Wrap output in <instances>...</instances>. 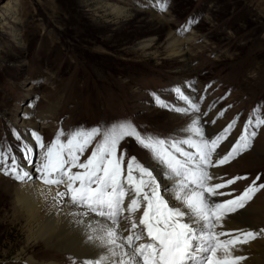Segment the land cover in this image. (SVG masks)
Returning <instances> with one entry per match:
<instances>
[{
    "label": "rangeland",
    "instance_id": "rangeland-1",
    "mask_svg": "<svg viewBox=\"0 0 264 264\" xmlns=\"http://www.w3.org/2000/svg\"><path fill=\"white\" fill-rule=\"evenodd\" d=\"M5 1L14 9H5ZM108 4L126 9V14L110 13ZM167 4V10L161 12L154 0H0V152L14 155L27 168L23 147L31 146L33 164L43 152L37 148L33 132L47 145L61 129H104L121 121L132 122L145 136L186 138L181 129L187 125L180 122L193 114L160 108L152 95L186 107L172 92L175 86H181L200 105V112L194 115L202 116L206 134L217 133L237 120L218 155L227 152L250 116L264 119V0H167ZM170 32L184 39L186 53L181 57L167 55ZM148 39L151 45L140 49V43ZM192 82L193 87H187ZM221 111L223 116L218 115ZM44 114L47 117L42 119ZM13 130L19 132L20 140ZM250 144L241 155L216 168L215 175L222 178L219 182L247 177L221 189L229 194L227 199L241 195L253 181L259 189L244 209L230 217L232 226L241 223L242 214L250 217L254 206L264 201V188H259L264 184V125ZM92 147L94 144L81 162ZM120 147L127 153L125 170L127 159L134 156L154 171L162 186L165 181L176 182L135 140L127 138ZM29 170L33 180H39L35 168ZM19 182L0 172V264H26L27 252L20 254L27 246L25 220L12 196V187ZM50 186L67 192L64 184ZM57 201L70 200L57 195ZM74 206L89 213L86 207ZM140 215L129 218L125 212L115 225L122 224L125 232ZM248 231L255 238L245 239L243 234ZM241 239L246 247L258 241L260 245L264 233L249 226L242 230ZM28 251L40 264L49 256L60 264L78 260L54 249L48 252L42 245H31Z\"/></svg>",
    "mask_w": 264,
    "mask_h": 264
},
{
    "label": "snow or ice",
    "instance_id": "snow-or-ice-1",
    "mask_svg": "<svg viewBox=\"0 0 264 264\" xmlns=\"http://www.w3.org/2000/svg\"><path fill=\"white\" fill-rule=\"evenodd\" d=\"M154 2L161 12L167 10V0ZM194 83L187 84V87L192 88ZM172 92L186 107L171 105L153 93L155 105L181 114L194 115L200 112V105L195 102V98L185 95L181 86H175ZM218 115L223 116L224 112ZM203 116H207V113H203ZM211 123L215 124L216 120ZM236 123L237 120L233 119L217 133L206 134L202 116L194 115L187 127L181 129L187 134L183 139L145 136L129 121L112 123L104 129L77 127L70 132L61 129L47 145L39 133L33 132L32 138L37 148L43 150L37 163L33 164L31 159V146L23 147L22 150L26 153L24 158L29 167H34L38 174L35 179L48 185L66 184L67 192H58L57 195L67 197L72 205L86 207L89 213L106 218L113 224L119 222L118 217L123 213L126 212L131 218L142 208V215L138 221L132 220L130 229L126 230L129 232L126 237L118 235L119 229H108L106 236L93 235L104 229L85 222L87 239L95 241L101 250L107 249L111 253L113 259L108 264H239L246 258L233 255V252L238 242H245L241 239L242 230L225 232L217 231V228L223 227L229 214L244 209L259 189L253 181L238 197L215 202L214 197L229 195L221 189L247 177L238 176L213 183L222 178L215 176L210 169L229 163L245 152L260 126L264 125V119L250 116L229 150L218 155V149L232 134ZM13 135L17 140L21 139L18 131L13 130ZM97 137L100 139L97 140ZM127 138L135 140L149 151L155 161L177 178L174 193L177 203H170L165 195L169 189L162 186L154 171L136 157L127 159L125 170L127 153L120 146ZM93 144L90 155L81 162V157ZM181 145L194 151H186ZM166 146H170L171 151ZM0 165H3L0 172L17 181L26 183L33 179L32 172L20 165L14 155L0 152ZM72 169L78 171L73 172ZM259 188H264V184L259 185ZM126 197L130 198V202L125 208ZM76 223L81 221L77 220ZM243 235L245 239L255 238L253 231ZM116 249L122 251L117 252ZM127 249L133 251L129 253ZM125 256L129 258L128 261L123 259ZM105 260H108L107 256L74 259L73 264H104Z\"/></svg>",
    "mask_w": 264,
    "mask_h": 264
},
{
    "label": "bare ground",
    "instance_id": "bare-ground-1",
    "mask_svg": "<svg viewBox=\"0 0 264 264\" xmlns=\"http://www.w3.org/2000/svg\"><path fill=\"white\" fill-rule=\"evenodd\" d=\"M5 9L13 10L14 8L10 5L9 1L3 3ZM109 12L116 15L122 16L126 14V9L122 7H117L114 4H108ZM155 13V14H154ZM152 13L156 16L159 22L165 24L164 18L157 14L156 12ZM187 39V38H186ZM190 39V38H189ZM189 39H187L189 41ZM186 41V40H185ZM152 40L148 39L140 43V49L148 48L151 45ZM184 39L181 37L172 34H168L167 43H166V52L169 58L181 57L186 53L183 47ZM29 88V86H28ZM196 116V115H195ZM47 117L45 114L42 115V119ZM194 118V115L189 118L182 120L180 123L188 125L191 119ZM203 122V121H202ZM203 124V123H202ZM205 130H208V127L205 126ZM187 127V126H186ZM207 132V131H206ZM208 133H211L208 131ZM39 157V156H38ZM26 169H30L27 167ZM30 171V170H29ZM210 171L215 175L216 168L210 169ZM33 174V173H32ZM216 176V175H215ZM219 182L218 179L214 180L213 183ZM176 182H164V186L169 190L165 193L166 197L169 199L170 203H177L174 200ZM65 187L66 184H64ZM14 193L13 198L15 204L19 207V211L25 220V230H26V248L24 247L20 254H26L25 263L26 264H40L33 256L29 255L28 247L42 245L44 250L51 252V249H54L57 254H70L76 257L78 260H83L85 258L96 259L100 256H107L108 260H105L104 264H108L109 260H112L111 253L107 250H101L95 241H89L84 230L85 222L91 223L96 227H102L104 231L100 233H93V235H107V230L112 229L116 231L119 229L118 235L121 237H126L127 234L122 226L115 225L106 220L98 219L93 217L91 214L87 213L85 209H79L71 204L70 201H64L59 204L57 201V193L60 192L56 187L50 185H45L40 180H31L28 182H19L12 187ZM222 191V190H220ZM227 200V196L214 197L213 201L222 202ZM130 202V198H126L125 206ZM264 201H260L254 206V212H251L249 217L247 214H242V221L240 224L235 226L230 225V217L233 214H229L222 228H217V231L230 232L232 230H245L247 227L251 226L254 229H257L261 234L264 231ZM88 210V209H87ZM88 214V215H85ZM142 215V208L140 211L134 214V217L137 215ZM18 219V215L15 216ZM91 217V219H90ZM236 218V217H235ZM20 219V218H19ZM77 220H80L81 223H76ZM131 224V223H130ZM229 227V228H228ZM232 228V229H231ZM90 231V230H89ZM232 237H228L231 239ZM220 239H224L221 237ZM249 242V241H248ZM117 252L122 250L116 249ZM130 253V251H128ZM233 255H242L246 259L239 262V264H264V239L259 245V241L250 246H243L239 242L237 244V249L233 252ZM20 259V256H17ZM61 258V257H60ZM46 259V258H45ZM125 261H128V257H123ZM42 264H60L56 260L52 259V256H49L48 259L42 261Z\"/></svg>",
    "mask_w": 264,
    "mask_h": 264
}]
</instances>
